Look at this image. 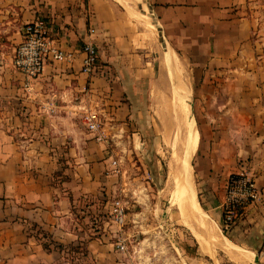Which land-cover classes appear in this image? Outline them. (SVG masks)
<instances>
[{
  "label": "crops",
  "instance_id": "0c3cea01",
  "mask_svg": "<svg viewBox=\"0 0 264 264\" xmlns=\"http://www.w3.org/2000/svg\"><path fill=\"white\" fill-rule=\"evenodd\" d=\"M242 2L136 0L135 6L153 25L149 32L161 37L160 49L164 43L178 57H192V70L204 73L194 85L195 101L215 104L218 113L209 119L200 113L199 198L219 226L226 181L240 159L247 164L261 199L228 235L233 245L251 254V261L229 258L236 264H264V63L250 68L232 60L258 51ZM38 18L64 50L77 51L88 42L96 46L98 61L90 78L81 72L82 57L76 55L71 63H49L29 91L23 88L12 55L22 27ZM133 20L113 0H0V264H68L69 249L83 241L90 262L129 264L104 236L91 239L81 232L78 214H89L94 202L112 193L122 197L109 137L127 129L138 78L148 72L139 63ZM211 90L212 96L203 94ZM88 104L102 116L105 143L95 141L83 125L82 108ZM40 233L64 250L53 245L45 250Z\"/></svg>",
  "mask_w": 264,
  "mask_h": 264
},
{
  "label": "rangeland",
  "instance_id": "374dc122",
  "mask_svg": "<svg viewBox=\"0 0 264 264\" xmlns=\"http://www.w3.org/2000/svg\"><path fill=\"white\" fill-rule=\"evenodd\" d=\"M241 6L246 17L252 21L254 34L252 47L256 42L258 51L252 57L239 56L232 60H235L237 64L245 62L250 67V65L264 63V0H244ZM138 11L144 13L141 10ZM126 13L133 18L128 12ZM135 20L131 24L141 45L139 63L140 65L145 63L148 72L138 78L140 81H138L137 95L133 101L134 115L132 119L125 121L127 129L119 132L118 136H108L109 150L114 152L113 158L118 161L121 169L118 179L122 181V198L126 207V225L123 232L131 256L125 259L129 264H189L191 258L202 264H236L220 250L215 251L214 258L202 253L189 230L180 222L177 210L169 205L170 196L175 188L173 173L188 160L184 144L192 140L187 131L179 126L178 117L171 108L170 86L165 72L167 46L163 43L161 50L159 44L162 39L156 31L151 34L138 20ZM176 58L179 61L178 65L184 71L179 73L183 81H179L176 75L175 80L187 87L189 119L192 120L196 134V142L188 160L189 169L196 199L207 213L198 194L200 188L196 173L199 154L198 131L202 123L201 114H206L209 119L215 117L218 112H216L215 104L199 105L195 101L197 98L194 95L195 93L197 95V91L194 85L204 73L192 70V63H189L192 57L188 58L189 61L186 57L177 56ZM205 58L209 59L210 56ZM199 60L203 61L204 57H199ZM234 74L237 77H243L241 79L246 81L252 79L251 74ZM203 94L212 96L214 93L211 90ZM243 162L240 159L237 165ZM116 197L118 194L112 193L109 199H99L94 202V207L89 210V214L84 212V215L78 214L80 231L85 232L91 239H101L104 236L105 240L113 245V250H116L114 247L116 228L111 222L108 210L113 198ZM215 226L218 231L220 225L215 224ZM224 236L229 239L228 233ZM66 262L94 264L83 256V250L80 248L77 251L69 249Z\"/></svg>",
  "mask_w": 264,
  "mask_h": 264
},
{
  "label": "built area",
  "instance_id": "2783aa9c",
  "mask_svg": "<svg viewBox=\"0 0 264 264\" xmlns=\"http://www.w3.org/2000/svg\"><path fill=\"white\" fill-rule=\"evenodd\" d=\"M76 55L82 57L81 72L90 78L98 61L96 46L88 42L77 51L64 50L53 38L46 21L38 18L22 27L21 41L13 51L12 67L23 76V88L29 91L31 83L43 74L49 63H71ZM81 120L95 141L105 143L107 136L97 107L91 108L88 104L82 108ZM110 159L112 172L121 174L118 161L113 157ZM260 199V190L252 171L245 162L239 164L237 171L228 177L225 184V194L220 205L222 233L227 234L246 209L259 203ZM109 213L116 228L115 247L119 253L130 258L128 242L123 232L126 225V207L122 197L113 199Z\"/></svg>",
  "mask_w": 264,
  "mask_h": 264
},
{
  "label": "bare ground",
  "instance_id": "6f19581e",
  "mask_svg": "<svg viewBox=\"0 0 264 264\" xmlns=\"http://www.w3.org/2000/svg\"><path fill=\"white\" fill-rule=\"evenodd\" d=\"M113 1L122 6L133 18H137L139 23H142L147 31H152L153 25L150 24L148 17L136 9V0ZM165 50L167 54L165 72L170 86L171 108L173 113L178 117L179 126L187 131V134L192 140V142H190L191 144H184L189 160L192 147L196 142V134L194 132L192 120L189 119V96L186 91L187 87L180 85V83L175 80L176 75L180 79L179 81H183L181 80L183 77L180 78L179 76V73H181L183 69L177 63L179 62L176 60L177 55L168 48ZM188 160L182 163L177 172L173 173L175 188L170 196L169 205L177 210L180 222L189 230L202 253L214 258L215 251L220 250L233 260H240L242 263L251 261L249 260L251 254L233 245L226 236L221 234V231L218 230V232L214 224L215 222L210 219L209 215L199 205L193 187Z\"/></svg>",
  "mask_w": 264,
  "mask_h": 264
},
{
  "label": "trees",
  "instance_id": "16d2710c",
  "mask_svg": "<svg viewBox=\"0 0 264 264\" xmlns=\"http://www.w3.org/2000/svg\"><path fill=\"white\" fill-rule=\"evenodd\" d=\"M226 234V233H224ZM41 237L45 240L44 242H42V247L45 249V250H48L50 251V246L53 245L54 243L52 241H50V238L47 234L45 233H40ZM227 235V234H226ZM85 244L86 242L83 241V242H79L75 247H71L70 249H75L76 251L80 248L83 250V256L86 258L87 256V252H86V249H85ZM82 247V248H81ZM53 248L54 249H57L59 251L61 250H64L63 246L62 245H53Z\"/></svg>",
  "mask_w": 264,
  "mask_h": 264
}]
</instances>
